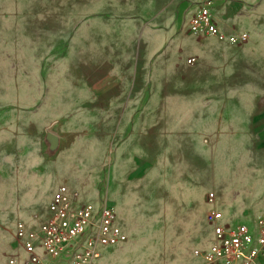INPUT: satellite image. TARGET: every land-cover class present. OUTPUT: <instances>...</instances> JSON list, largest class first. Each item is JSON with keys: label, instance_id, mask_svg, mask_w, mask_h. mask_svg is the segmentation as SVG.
I'll return each instance as SVG.
<instances>
[{"label": "rangeland", "instance_id": "obj_1", "mask_svg": "<svg viewBox=\"0 0 264 264\" xmlns=\"http://www.w3.org/2000/svg\"><path fill=\"white\" fill-rule=\"evenodd\" d=\"M255 8L259 41L234 45L188 30L191 0H0V264L62 183L128 236L94 264H201L211 191L230 219L264 216ZM122 115L141 131L115 134Z\"/></svg>", "mask_w": 264, "mask_h": 264}, {"label": "built area", "instance_id": "obj_2", "mask_svg": "<svg viewBox=\"0 0 264 264\" xmlns=\"http://www.w3.org/2000/svg\"><path fill=\"white\" fill-rule=\"evenodd\" d=\"M217 1L191 0L188 30L229 44L245 43L247 31L221 29L215 17ZM194 61L195 57L188 59L189 64ZM207 199L211 237L207 246L193 251L201 264H264V216L253 222L230 219L218 208L215 192H209ZM15 238L24 254H11L4 264H94L103 248L124 243L128 236L113 205L81 201L77 191L62 183L52 195L44 221L37 228L18 222Z\"/></svg>", "mask_w": 264, "mask_h": 264}, {"label": "crops", "instance_id": "obj_3", "mask_svg": "<svg viewBox=\"0 0 264 264\" xmlns=\"http://www.w3.org/2000/svg\"><path fill=\"white\" fill-rule=\"evenodd\" d=\"M259 1L260 0H218L215 6V17L221 29L228 33L247 31L249 34V42L257 43L259 40L255 38L253 33L256 31V22L258 19H260L258 16L259 13L255 10V5ZM122 104L126 106L128 103L127 101H122ZM124 119L125 117L122 115L121 126H116L115 134L120 132L121 135H124L126 132H128L130 135L132 133L141 131V128L137 126V123L131 128H128L127 124L125 125L126 122H123ZM111 133H113L112 129ZM118 219L121 225L119 214Z\"/></svg>", "mask_w": 264, "mask_h": 264}, {"label": "water", "instance_id": "obj_4", "mask_svg": "<svg viewBox=\"0 0 264 264\" xmlns=\"http://www.w3.org/2000/svg\"><path fill=\"white\" fill-rule=\"evenodd\" d=\"M50 137L52 138L53 142H55V141H56V136H55V135H53V134H50Z\"/></svg>", "mask_w": 264, "mask_h": 264}]
</instances>
